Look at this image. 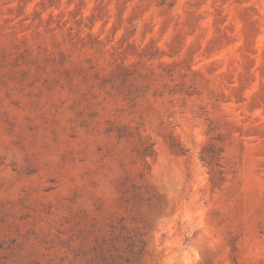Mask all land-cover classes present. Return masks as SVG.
<instances>
[{
    "label": "rangeland",
    "instance_id": "374dc122",
    "mask_svg": "<svg viewBox=\"0 0 264 264\" xmlns=\"http://www.w3.org/2000/svg\"><path fill=\"white\" fill-rule=\"evenodd\" d=\"M169 2L0 0V264H264V0Z\"/></svg>",
    "mask_w": 264,
    "mask_h": 264
},
{
    "label": "trees",
    "instance_id": "16d2710c",
    "mask_svg": "<svg viewBox=\"0 0 264 264\" xmlns=\"http://www.w3.org/2000/svg\"><path fill=\"white\" fill-rule=\"evenodd\" d=\"M170 0H161V2L164 3H169V5H172V2H169ZM129 240V239H126ZM127 248H130L132 252V254H134L136 256V258L142 256V254L144 253V248H145V243L143 242V240L141 238H139L138 240L134 241V240H129V243L127 244ZM135 250V251H133ZM128 261V260H127Z\"/></svg>",
    "mask_w": 264,
    "mask_h": 264
}]
</instances>
